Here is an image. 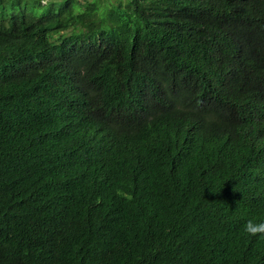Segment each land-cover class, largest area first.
Wrapping results in <instances>:
<instances>
[{
  "label": "trees",
  "instance_id": "obj_1",
  "mask_svg": "<svg viewBox=\"0 0 264 264\" xmlns=\"http://www.w3.org/2000/svg\"><path fill=\"white\" fill-rule=\"evenodd\" d=\"M0 0V264H264V0Z\"/></svg>",
  "mask_w": 264,
  "mask_h": 264
},
{
  "label": "clouds",
  "instance_id": "obj_2",
  "mask_svg": "<svg viewBox=\"0 0 264 264\" xmlns=\"http://www.w3.org/2000/svg\"><path fill=\"white\" fill-rule=\"evenodd\" d=\"M244 231L250 236L264 234V221L254 222L253 220H249L244 226Z\"/></svg>",
  "mask_w": 264,
  "mask_h": 264
},
{
  "label": "rangeland",
  "instance_id": "obj_3",
  "mask_svg": "<svg viewBox=\"0 0 264 264\" xmlns=\"http://www.w3.org/2000/svg\"><path fill=\"white\" fill-rule=\"evenodd\" d=\"M48 1H50V0H48ZM48 1H47V0H45V1H41V4L44 5V4H45L46 2H48ZM113 1H115V0H113ZM24 2L27 3V1L22 0V3H24Z\"/></svg>",
  "mask_w": 264,
  "mask_h": 264
},
{
  "label": "built area",
  "instance_id": "obj_4",
  "mask_svg": "<svg viewBox=\"0 0 264 264\" xmlns=\"http://www.w3.org/2000/svg\"><path fill=\"white\" fill-rule=\"evenodd\" d=\"M40 1H45V0H40ZM48 1V0H47Z\"/></svg>",
  "mask_w": 264,
  "mask_h": 264
}]
</instances>
